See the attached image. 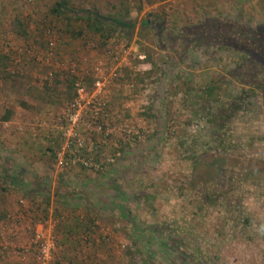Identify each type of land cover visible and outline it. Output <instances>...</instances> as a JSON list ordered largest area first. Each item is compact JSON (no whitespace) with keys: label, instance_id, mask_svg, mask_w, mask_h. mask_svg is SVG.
I'll list each match as a JSON object with an SVG mask.
<instances>
[{"label":"rangeland","instance_id":"374dc122","mask_svg":"<svg viewBox=\"0 0 264 264\" xmlns=\"http://www.w3.org/2000/svg\"><path fill=\"white\" fill-rule=\"evenodd\" d=\"M50 1L0 0L6 11L0 51L13 52L8 68L24 74L12 90L0 81V264H38L42 238L53 241L52 264H144L142 251L128 254L135 249L132 223L94 204L95 195L102 199L117 189L130 194L124 206L136 224L154 227L155 240L177 242L169 255L174 264H264V81L254 82L249 75L258 69L241 63L233 48L186 46L191 29L204 20L261 23L264 0H141L140 11L134 9L138 0H127L136 26L106 43L38 30L50 20ZM73 1L105 15L119 3ZM117 8L121 13L123 6ZM16 11L30 16L28 39L10 29ZM146 18L153 26L141 25ZM59 66L67 72L58 79L75 72L88 92L104 80L97 98L107 101L108 119L87 110L72 126L67 86L57 104L34 100L39 95L33 93V109L19 106V97L27 98L21 91L40 90ZM6 110L9 120H3ZM74 132L85 139L84 149L97 143L101 158L110 159L99 172L57 155ZM10 153L27 171L23 178L49 197L10 182ZM58 195L81 199L85 207H65ZM79 226V237L69 242ZM154 259L164 262L158 252Z\"/></svg>","mask_w":264,"mask_h":264},{"label":"trees","instance_id":"16d2710c","mask_svg":"<svg viewBox=\"0 0 264 264\" xmlns=\"http://www.w3.org/2000/svg\"><path fill=\"white\" fill-rule=\"evenodd\" d=\"M146 1L149 4L151 3L150 0ZM25 2L27 4H38L39 0H24V4H26ZM47 5L48 12L46 11V15L50 18V20L49 22L43 21V24L40 25L41 28H38V30L44 32L45 35L46 30L47 33H52L54 30H57L56 32L59 33L63 30V32L65 33H70V36L74 38H95V36H97L99 40L106 43L107 40L114 34H120L126 37V33L133 30L136 26L135 20L128 19V16L132 11V6L127 3V0H119L118 6H123V10L121 9V13L120 9L117 8L118 6L116 4H113L110 5L112 8V12L107 15L99 13L98 10H90L84 7L78 8V6L74 5L73 0H53L50 1ZM141 5L142 1L138 0L134 8L135 11H140ZM2 8L5 7L0 6V14H6V11L1 10ZM221 21L222 19L220 18H217L216 22L204 20L201 23L202 25L193 27L189 34V39H186V46L190 45L191 47L193 45H196V47H205L218 45L219 47L233 48L238 52L239 55H241V63L249 62L252 65L254 64L255 68L258 69L257 74L252 75V79L254 80V82L255 78L257 77H261L262 81H264V19L261 21V23L258 24H252V18H250V20H243L242 17L238 18V20L235 21V24H231L230 22H226L224 20L222 22ZM8 24L12 33L18 35L20 39H28L30 37V34L34 32V28L31 25L32 21L30 19V16H24L22 13L17 11L11 17ZM141 25L146 28L151 27L153 26V20L150 18H146L141 22ZM53 37L56 36L52 35V38ZM11 55H13V52H5V50L0 51V81L3 84H9L12 90L14 89L15 84L21 81V79H19V76H23L24 74L22 73V71H13L12 69L8 68V64L12 63L15 60V57L11 58ZM58 70L59 71L56 72L54 70L53 73L47 75L48 78L44 80V83L42 84L40 90L34 88L22 90L21 93L24 94L27 98L19 97V100H17L19 106L27 110L33 109V107L29 105L31 103H28V100L33 99L32 97H30L34 96L33 93L39 95V98L34 100H39L41 102L49 104H57L60 102V95L63 94V92H67L66 86L68 87V92H70L67 95L66 99H68V101L74 99V97L76 96L75 83L76 80H78L77 75H75V72H68L64 76L63 81H61L60 79H58L59 75L63 76V73L67 71L63 70L62 68ZM84 80H86L88 86L91 85L92 79ZM64 81L66 83L64 85H61L64 83ZM248 83L250 82L248 81ZM63 86L65 87L64 91L62 89ZM262 92L264 93L263 87ZM11 115L12 111L6 110L3 115V120H9ZM9 155L12 154L10 153ZM12 157L14 158H11L14 168L10 169L6 173V176L8 177L10 182H12L13 184H17L18 189H21L24 193L31 192L32 195H42L45 197H49V194L44 189L41 190L40 187L32 186L31 180L28 181L23 178L25 175H27V171L22 170L21 167L18 166V164H21L18 156L12 155ZM102 168L103 167H101V169ZM18 169L20 171H17ZM101 169H96V171L99 172ZM103 176L104 174L102 175V177ZM116 193V195H110L109 193H106L104 196L107 198L105 202L103 201L104 197L102 198V200L100 199V197L95 195L94 204L97 205L98 208H101L102 210H105L107 212H110L111 210L114 211L116 209L120 214H123V220L126 218L128 222L132 223L131 235L133 238L131 240L133 245L135 246V249L129 251V257L131 252H133V254H131L135 256L137 250H140L144 255L142 258L144 264H159L157 260L154 259L156 252H158L162 255L164 261L163 264H174L169 260V255H172L174 253V248L171 246L172 243L174 246H176L177 242H175L171 238V236L155 240V238H157L158 236L154 235V227H152L151 225L139 226V224H136L134 222V219L132 218L129 211L125 209V200L130 196V194L118 189L116 190ZM108 198H119L122 202L116 205H111V203L108 202ZM59 199L61 200V204L63 206L71 207V209L85 205L83 200L77 198H75L74 201H71V199L66 196L62 197V195H58V200ZM82 224L87 223L83 222ZM160 264H162L161 261Z\"/></svg>","mask_w":264,"mask_h":264},{"label":"built area","instance_id":"2783aa9c","mask_svg":"<svg viewBox=\"0 0 264 264\" xmlns=\"http://www.w3.org/2000/svg\"><path fill=\"white\" fill-rule=\"evenodd\" d=\"M93 84V90L91 92H88L86 91L85 85L76 80V96L70 103L66 113V117L68 121H70L72 126L76 125V122H78L82 111L88 110L87 112L95 117V119H102L103 121H105L106 118L108 119L111 115L107 101L97 98L105 84L104 80H97ZM91 94L92 97L87 100L86 97L88 95L91 96ZM98 124H100V122H98ZM85 143V139L80 137V135H78L76 132L69 133L66 141L62 145L63 147L60 148V151L57 152V155L67 156L72 163H78L86 167L101 169L102 163L105 161H109L110 159L103 160L101 158V148H96V146L101 145H97V143H94V149H84ZM38 238L39 236H37V240ZM37 243V263L52 264V239L50 240L42 238L41 240L39 239Z\"/></svg>","mask_w":264,"mask_h":264},{"label":"crops","instance_id":"0c3cea01","mask_svg":"<svg viewBox=\"0 0 264 264\" xmlns=\"http://www.w3.org/2000/svg\"><path fill=\"white\" fill-rule=\"evenodd\" d=\"M70 228V227H69ZM75 230L77 229H79V231H77V232H75V234L72 236V237H68V241L70 242V240H71V242H73L72 240H74V239H76V238H78L79 237V234H80V231H81V227L79 226V227H77V228H74ZM71 233V232H70ZM59 243L61 244V245H65V243H67L66 241H65V243H64V240H60L59 241Z\"/></svg>","mask_w":264,"mask_h":264},{"label":"flooded vegetation","instance_id":"af4514ba","mask_svg":"<svg viewBox=\"0 0 264 264\" xmlns=\"http://www.w3.org/2000/svg\"><path fill=\"white\" fill-rule=\"evenodd\" d=\"M257 71H258V70H257ZM255 73H256V72H255ZM250 77H251V78H253V76H252V75H251Z\"/></svg>","mask_w":264,"mask_h":264}]
</instances>
